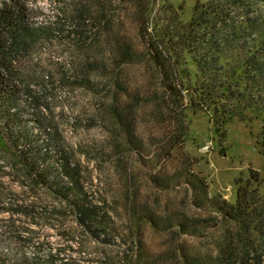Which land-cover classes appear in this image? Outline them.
Here are the masks:
<instances>
[{
  "label": "trees",
  "instance_id": "obj_1",
  "mask_svg": "<svg viewBox=\"0 0 264 264\" xmlns=\"http://www.w3.org/2000/svg\"><path fill=\"white\" fill-rule=\"evenodd\" d=\"M83 1L66 0L68 5L74 4L71 21H76L79 26H87L89 24L86 21L92 19L91 30L95 32V37H99L102 29L106 30L114 24L109 8L103 0H98L94 5L93 1L85 7L82 5ZM150 13L146 12L143 23H148ZM32 17L24 0H0V133L8 147L14 149L15 157H18L14 164H10L11 168H18L19 162H22L24 169L20 167L21 171L17 170V175L21 176L24 170L31 188H44L45 192L61 201L62 207L59 210L54 205L36 211L31 204L20 202L16 194L11 202L3 201L4 195L9 192L0 176V214L12 212L33 217L39 212L62 219L65 209H71L93 235H109L108 227L113 225L111 215L98 200L89 199L96 197L94 193L89 196L84 190V166L80 159H76L77 154H81L105 173L108 162L115 159V170H119L128 185L126 200L131 218L137 224L143 222L155 230L177 233L178 236L202 235V224L208 222L206 218H191L186 214L180 217L177 212H168L156 202L138 196L132 167L124 162H129L131 153L136 152L144 163L147 162L143 152L144 135L138 130L142 99L137 93L130 94L122 81H116L115 84L122 91L127 90L129 96L123 97L125 92L119 90H115V93L109 90L107 94L101 95L102 89H99L97 109L90 113L88 109L85 111L86 115H75L72 120L73 129L86 132L100 121L110 135L105 144L94 139L69 147L56 128L49 132V138L45 141L48 145L50 142L55 143V161L49 163L47 159L38 157L34 145L30 143L32 139L29 136L32 132L24 124L20 110L25 101H28L30 105L37 106L45 116L47 111L43 109H46L47 103H41V98L31 87L30 78L26 76L30 68L26 56L28 47L33 43L55 38L56 35L53 29L35 24ZM79 26L76 29L74 26L70 33H65L66 37L77 33L75 38H81L83 31L78 29ZM63 29L61 33H64ZM153 29L155 33L149 43L155 50L153 60L160 69L164 94L167 95L166 106L172 111L169 116L178 122L183 133L180 137H167L169 146L163 145L165 150L162 153L155 150L148 154H153L154 157L151 158L157 159L156 166H153L155 171L150 178L161 190H170L185 182L194 191L195 204L220 215L229 222L230 228L223 240L217 243L215 252H203L195 246L194 251H185L183 245H178L172 252L154 254L143 247H137V251L127 254L128 264H264V193L260 187L252 190L254 184L248 180L245 185L238 187L235 203H230L222 196L210 197L205 180L193 175L190 157L185 156L183 165L174 171L165 165V161L172 157V152L188 136L190 122L186 111L191 108L194 113L205 112L210 117L216 136L220 137H226L228 124L236 118L249 122L262 121L257 143L264 153V0H196L191 20L186 24L176 25L174 31L169 32L168 29L166 34L169 36L163 35L158 28ZM165 37H168V42H172L168 47L170 52L174 49L173 55L167 54L165 48L159 46L160 38ZM85 38H88L87 35ZM86 41L84 39V43ZM122 51L127 59L132 56L129 44L125 45L121 53ZM185 51L190 54L195 65L194 75L187 65L179 70V64L187 62L183 57ZM82 69V73L74 79L64 78L62 81L74 83L72 86L75 88L91 90L94 85L99 88L100 81L95 82L89 75L91 69H84L83 66ZM41 80L44 83L43 90H49V81L43 79V74ZM186 97L189 98L188 103H185ZM157 98H160L159 95ZM154 143L161 146L158 142ZM154 159L152 160L155 161ZM43 161H47V164H43ZM11 173L12 171L3 170L0 172ZM258 177L259 173L255 172L250 178L258 180ZM74 188L77 192L72 193ZM3 202H7V206ZM207 226H210V222ZM0 227L3 229L0 230V264H79L75 258L60 257L59 250L62 248L50 247L47 258L42 259L35 252L34 255H28L23 248L24 243L21 247L12 240L10 234L21 242L38 238L34 228L28 226L21 229L13 219L6 220V225ZM36 245L41 248L43 242L37 241ZM9 258H13V263L9 262Z\"/></svg>",
  "mask_w": 264,
  "mask_h": 264
},
{
  "label": "rangeland",
  "instance_id": "obj_2",
  "mask_svg": "<svg viewBox=\"0 0 264 264\" xmlns=\"http://www.w3.org/2000/svg\"><path fill=\"white\" fill-rule=\"evenodd\" d=\"M24 1L32 12V21L53 29L56 35L55 38L33 43L28 47L26 56L30 66L26 76L30 78L31 87L36 90L41 103H47L46 109H43L47 111L45 116L37 106L30 105L28 101H25L23 109L20 110L24 124L32 132L29 136L32 139L30 143L34 145L38 157L47 159L49 163L55 161V143L50 142L48 145L45 141L49 138V132L55 131L56 128L65 145L69 147L94 139L102 144L108 141L110 135L100 121H97L89 132L82 129L75 130L72 127L75 115L85 114L88 109L89 113L97 109L99 89H102L101 95L107 94L109 90L113 93L115 90L125 92L123 97L129 96L127 90L130 94L140 95L142 104L138 130L144 135L143 152L147 156L155 150L157 153H162L165 150L163 145L169 146L167 137L178 135L180 137L183 132L178 122L169 116L172 111L166 106L167 95L164 94L160 69L153 60L155 50L152 49L149 39L154 36L153 27L167 36L168 29L169 32L174 31L176 25L188 23L196 0H103L109 8L114 24L106 30L101 28L102 34L100 33L99 37H95V32L91 30L92 19L86 21L89 24L87 26H79L76 21L74 23L71 21L75 1L70 5L65 3L66 0ZM93 1L95 2L92 3ZM97 1L84 0L82 5L84 7L91 3L94 5ZM146 12H151L150 19L148 23H143ZM78 26V29L83 31L81 38H75L77 33L71 34V38L66 37L65 33L68 34L73 27L76 29ZM62 28L64 33H61ZM84 28L86 30H83ZM86 35L88 38H85ZM82 37L87 40L86 43ZM167 39L168 37L160 38L159 46L165 48L167 54L173 55L174 49L170 52L168 47L172 42H168ZM127 44L131 46L132 54L128 59L123 55V51L121 53ZM183 57L187 62L179 64V70L187 65L194 75L196 68L190 54L185 51ZM82 66L84 69L86 67L91 69L89 75L95 82L100 81L99 88L96 85L91 90L75 88L72 86L74 83L62 81L64 78L74 79L81 74ZM42 74L43 79L49 81L47 82L49 90H43ZM116 81H122L127 90L119 89L115 84ZM188 102L189 98L186 97L185 103ZM186 114L190 122L188 136L184 143H180V146L172 152V157L165 161V165L174 171L183 165L185 156L190 157L193 175L205 180L211 198L222 196L228 202L235 203L238 187L245 185L248 180L254 184L252 190L260 187L264 193V153L257 143L262 121L249 122L236 118L228 124L226 137H220L216 136L210 117L205 112L194 113L191 108ZM154 142L160 143L161 146ZM153 145H156V148H153ZM14 152L0 133V172L12 171L11 174H0L9 192L4 195L3 201L11 202L16 194L20 202L31 204L36 211L54 205L60 210L62 203L59 199L45 192L42 187H30L29 178L24 170L21 176L17 175V170L21 171L19 168H23L22 162H19L18 168H11L10 164H14L18 159ZM45 155L47 156L44 157ZM146 155H144L146 163L137 152L131 153L129 162L127 160L124 162L132 167L138 196L156 202L168 212H177L180 217L186 214L191 218H206L208 222L202 224V235L178 236L177 233L155 230L143 222L137 224L131 218L126 200L128 185L119 170H115V159L108 162L105 173L95 163L88 161V157L81 154H77L76 159H80L84 166V190L89 196L94 193L96 197L89 199L98 200L104 210L111 215L110 220L113 225L108 227L109 235L100 234L99 237L93 235L71 209H65L62 219L39 212L33 217L12 212L2 213L0 226L6 225V220L13 219L19 228L24 229L29 226L37 231L35 235L38 238L35 237L29 242H21L15 235L10 234L18 245L24 243L23 248L28 255H34L35 252V255L44 259L47 258L50 247L62 248L59 250L60 257L75 258L79 264H128L127 254H131L137 247L139 249L143 247L144 250L154 254L172 252L178 245H183L185 251H194L195 246L203 252L207 250L215 252L217 243L223 240L230 228L229 222L210 210L199 208L194 202V191L185 182L170 190H161L154 185L150 175L155 171L153 166L157 159L151 158L154 157L153 154L148 157ZM47 161L42 163L47 164ZM255 172L259 173L258 180L250 178ZM190 178L193 181L192 174ZM74 192H77L75 188L72 193ZM6 203L2 204L7 206ZM209 222L210 226H207ZM0 230H3L2 227ZM62 231L64 234H61ZM37 241L43 242L41 248L36 245ZM178 252L182 260L179 249ZM9 262L13 263V258H9Z\"/></svg>",
  "mask_w": 264,
  "mask_h": 264
}]
</instances>
